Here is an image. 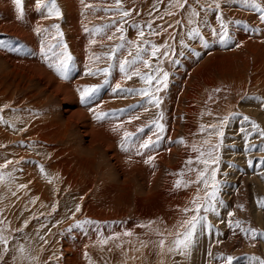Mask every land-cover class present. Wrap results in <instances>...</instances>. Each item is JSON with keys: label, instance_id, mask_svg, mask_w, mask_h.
Instances as JSON below:
<instances>
[{"label": "rangeland", "instance_id": "1", "mask_svg": "<svg viewBox=\"0 0 264 264\" xmlns=\"http://www.w3.org/2000/svg\"><path fill=\"white\" fill-rule=\"evenodd\" d=\"M256 2L264 7V0ZM56 3L59 17L38 9L35 0H23L20 17L14 0H0V237L8 241L6 252L0 243V264H229V256L231 264H259L264 260V13L242 0H188L184 8L176 0H121L131 12L121 20L115 0ZM192 9L199 15L192 17ZM220 16L226 40L219 35ZM138 26H144L143 37ZM196 27L200 34L189 35ZM129 42L148 48L141 57L151 65L137 61L130 69L143 74L158 66L161 73L155 74H169L167 87L157 94L159 107L150 103L151 90L147 95L116 90L117 84L149 88L144 79H128L119 69L121 59L131 60L137 52ZM165 43L171 46L167 57L160 47ZM117 44L124 47L116 49ZM152 44L158 58L151 56ZM65 54L71 60L61 75L57 67ZM109 65L107 74L96 71ZM89 85L100 87L82 99ZM79 109L87 120L70 117ZM98 113L104 115L97 119ZM86 121L93 133L108 135L113 150L92 148ZM154 121L164 124L163 133ZM221 121L222 139L209 127ZM125 132L131 135L125 138ZM157 135L158 142L140 148ZM216 144L219 162L213 167L221 182L216 211L201 210L206 219L182 254L174 241L196 214L183 210L194 209L197 197L205 203L212 181L207 188L202 182L183 185L196 181L198 172L189 168L204 169L196 160L199 151ZM85 220L90 222L76 223Z\"/></svg>", "mask_w": 264, "mask_h": 264}, {"label": "snow or ice", "instance_id": "2", "mask_svg": "<svg viewBox=\"0 0 264 264\" xmlns=\"http://www.w3.org/2000/svg\"><path fill=\"white\" fill-rule=\"evenodd\" d=\"M242 2L245 4H250L258 12L264 13V7H261L260 3H257L256 0H242ZM14 3L16 5L17 11H18L20 17H22L23 10H24L23 9V0H14ZM35 3H36V6L38 9L47 8L49 16H51L54 13L56 16L59 17L62 14L60 8L58 7V5L56 3V0H50L49 4H45L44 0H35ZM115 4L117 5L115 10L122 13L121 20H123L124 18H127L131 15V12L129 10H125L121 7V0H115ZM187 4H188V0H183V3H181L180 0H176V5H178L180 8L186 7ZM88 7H90V6H88ZM215 7L217 9H219L220 5L216 4ZM105 10L106 11H112V9H105ZM169 14H171V13H169ZM198 15H199V13L195 9H192L191 16L196 17ZM218 19L220 20V23H221V27L219 29V35L221 36L222 40H226V39H228L227 26L225 25L222 16L218 17ZM260 19L262 21H264V14H262L260 16ZM236 22L240 23V21H236ZM177 23H179V21H177ZM189 23L190 24L196 23V21L194 19L190 18ZM134 24H135V22H134ZM144 26H146L150 30V32L152 31V24L151 23H147ZM144 26H138V34L140 37H143L145 35L144 31H143ZM53 27L56 28L58 36L63 35V33L60 31L59 25H53ZM84 30L86 32L89 31V29L87 27H85ZM101 30L102 29H100V28L96 29L97 32H100ZM36 31L39 32V31H41V29L37 28ZM117 31L123 32V29L118 28ZM213 31L216 32L215 29H213ZM199 34L200 33H199L198 27L192 28L189 32V35H199ZM108 39L111 40L112 36H109ZM120 39L121 40L124 39L123 35H121ZM92 43H95V41H92ZM129 43H135L136 44L137 52L131 60L121 59L119 61V69L122 73L125 74V76L128 79H131L133 75L140 77L141 79H144L149 84V88H141L138 90L137 89H122L121 86L119 84H117L116 90L121 91V92H128V93H131L134 91H139L143 95H147L149 93V91L151 90L152 96L150 99V103H153L156 107H159L161 104V99L159 98V96L157 94L162 89L167 87V80H168L169 74L167 72H162L161 75L155 74V73H161V69L158 66L156 67L154 72L149 71V72L143 73V74L139 71V69H136L135 67L130 69L129 65L134 66L137 61H141L146 68H151V65H150L149 60H142V57H141V53L148 51V48L147 47L141 48V45L139 42H129ZM181 43H183V41H181ZM144 44L147 45V44H150V42L144 41ZM206 44H207V41H205V46H206ZM64 47L66 49L67 46L65 45ZM123 47H124L123 44H117L116 45V49H120ZM160 47H163L165 49V51L163 52V56L167 57L169 55V49L171 46L167 45V43H165V45H162ZM116 49H113V51L111 53H109V55L114 56ZM158 54H159V48L156 45L152 44L151 45V56L158 58ZM96 59H99V57H96ZM69 60H71V56L65 54L63 59L60 62V66L57 67V72H59L61 75L66 74L67 61H69ZM158 63H159V60H158ZM111 67H112V65H109L108 67H105L103 69H97L96 71L97 72L102 71V72L107 74V73H109V70ZM88 74L94 75L95 72H92L90 70ZM153 81H155V85L152 84ZM105 82H107V80H105ZM99 87H100L99 85L84 86V88L81 92V98L82 99H88L92 93H94L96 90L99 89ZM103 115H104V113H98L96 115V118L100 119ZM160 116L162 118L163 114L161 113ZM136 119H138V117H136ZM244 120L245 121L249 120V117L245 116ZM153 123L156 124V127L159 129L160 133H163L165 131L164 124L159 123L158 121H154ZM222 126H223V121H221L220 125H212L209 127L212 129L213 132L217 133V135L222 139V137L224 135L223 131L220 130ZM253 128L259 130V125L255 124V122H253ZM140 130H142V129H140ZM204 130H205L204 126H201V131H204ZM130 135L131 134L128 132L124 133L125 138H127ZM260 135L262 137H264V131H261ZM160 138L161 137L159 135H157L156 141H153L152 138L149 137L148 140H146L144 143H142L140 145V148H149L154 143L158 142L160 140ZM179 142H182V139ZM205 143H207V141ZM219 147H220L219 144L213 145L207 152L199 151L198 149L194 148L195 151H199V156L196 157V160H197V162L202 163L204 165V169L201 171L199 169L189 168L188 169L189 172L197 171L198 175L196 177V181H187L184 183L183 186H187L189 183H193V182H195V183L202 182L204 184V186L207 188L208 183H209V179H211L212 184H211V191L208 193L207 197L205 198V203H203V204L198 203L197 201L199 198L197 197L196 199H194L192 201V203L195 205L194 209L185 208L183 210L184 212L194 211L196 214L192 215L190 220H187L184 222L186 224L185 231L183 233L179 234L180 238H177L174 241L176 249L181 250L182 254H186V250L192 246V244L194 243V238L196 235V229H197L198 225H200L206 219L205 216L200 215L201 210H203L205 213L208 211H212V212L216 211V198H217L218 193L220 191V183L221 182L217 181V179H216L218 170L216 167H213V165H217L219 162V157L214 155L216 149H218ZM253 147H255V146L253 145ZM152 159H153V157H149V159H148V161H146V163L150 162ZM186 163L188 165H191L193 163V160L190 158ZM177 175L182 176L183 172H180ZM175 186L181 187L182 186L181 181L180 180L175 181ZM261 203L264 204V201H261ZM80 211H81L80 206L77 205L76 212H80ZM228 215L233 216L234 214L230 212ZM89 222L90 221L85 220V221H77L76 223L78 226H82L83 224H86ZM240 223L241 222L239 220L235 221V224L237 226H239ZM25 224H27V222H25ZM231 225H232V221H229V226L231 227ZM251 232L256 233V230L251 229ZM127 234H130V233H127ZM104 242L107 243V240L105 239ZM0 243L5 245V252H6L8 241L5 238L0 237ZM164 243L165 242L162 239L160 241L161 247L164 246ZM169 250L171 251L172 249H169ZM233 259L234 258L231 256L227 257L229 264H231V261ZM253 259H258V258L253 257ZM0 261H4V256L0 255ZM259 264H264V260H259Z\"/></svg>", "mask_w": 264, "mask_h": 264}, {"label": "bare ground", "instance_id": "3", "mask_svg": "<svg viewBox=\"0 0 264 264\" xmlns=\"http://www.w3.org/2000/svg\"><path fill=\"white\" fill-rule=\"evenodd\" d=\"M32 76V75H31ZM42 79V78H41ZM48 79H50V78H48ZM50 81H51V79H50ZM53 86V85H52ZM56 85H54V87H55ZM60 86V85H59ZM55 90V89H54ZM59 90V89H58ZM61 91V90H60ZM60 91H58V92H60ZM60 95V94H59ZM64 96H68L67 94H65L64 93ZM69 98H71L70 96H69ZM71 111H73V110H71ZM69 112V111H68ZM70 113V112H69ZM70 116V115H69ZM71 118L72 117H79V118H83V119H86L87 120V118H86V115L82 112V111H80V109L78 110V111H73L72 112V115L70 116ZM71 120V119H70ZM71 121H73V120H71ZM78 124V123H77ZM85 132H86V134L88 135V136H90V137H92V141L90 140V142H91V146H92V148H94V146L96 147V145L97 144H99V145H101V146H103V147H107V150H113V147H112V144L109 142V139H107V137H108V135L104 132V131H101V130H98L97 132H96V134L95 133H93V132H95V131H93L94 129H92V127H91V125L89 124V122L88 121H86V123H85ZM106 134V135H105ZM107 136V137H106ZM96 142V143H95ZM98 145V146H99ZM90 146V147H91ZM97 146V147H98ZM112 155V154H111ZM113 158H115L114 157V154H113ZM117 162V161H116ZM117 164V163H116ZM123 174V173H122ZM127 175V174H126Z\"/></svg>", "mask_w": 264, "mask_h": 264}]
</instances>
